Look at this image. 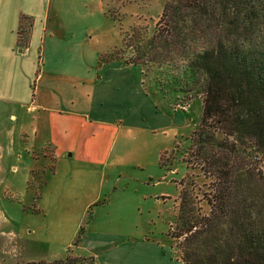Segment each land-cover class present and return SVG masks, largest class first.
Segmentation results:
<instances>
[{"label": "rangeland", "instance_id": "374dc122", "mask_svg": "<svg viewBox=\"0 0 264 264\" xmlns=\"http://www.w3.org/2000/svg\"><path fill=\"white\" fill-rule=\"evenodd\" d=\"M162 5L163 0H16V28L8 17L0 27V62L12 74L0 90L1 137L10 131L2 114L13 106L21 86L15 71L24 68L30 72L27 85L34 106H63L69 88L75 106L85 111L92 85L114 77L127 79L128 86L113 94L127 92L125 99L116 101L118 117L138 127L131 116L143 101L146 123L151 103L158 114L172 119L164 127L155 118L150 125L158 127L156 132L118 121L114 127L81 125L75 130L80 140L63 143L70 150L59 162L46 160L53 161L49 145L34 152L45 158L32 161L25 189L17 176L5 175L0 184V264L67 256L81 259L76 264H180L169 236L177 183L192 181L199 192L207 183L183 161L188 137L199 124L202 78L187 60L161 66L122 64L137 47L145 48ZM114 55L120 61L112 60ZM96 95L101 97L102 90ZM41 116L36 110L23 114L31 139V133L39 139L45 131ZM112 140L109 158L103 161L102 144ZM18 189L20 196L14 194ZM196 193L194 206L206 213ZM121 242L129 247H120Z\"/></svg>", "mask_w": 264, "mask_h": 264}, {"label": "trees", "instance_id": "16d2710c", "mask_svg": "<svg viewBox=\"0 0 264 264\" xmlns=\"http://www.w3.org/2000/svg\"><path fill=\"white\" fill-rule=\"evenodd\" d=\"M137 49L122 64L187 60L202 78L199 124L183 161L207 183L202 192L192 181L177 183L169 236L180 264H264V0H163ZM196 192L206 213L194 206Z\"/></svg>", "mask_w": 264, "mask_h": 264}, {"label": "crops", "instance_id": "0c3cea01", "mask_svg": "<svg viewBox=\"0 0 264 264\" xmlns=\"http://www.w3.org/2000/svg\"><path fill=\"white\" fill-rule=\"evenodd\" d=\"M14 3L16 4V0H0V27L2 23L6 24L7 17L9 23H11V21L13 22V28L16 25V23H14L13 21V14L17 12L14 9ZM25 50L27 51V48ZM17 71H15V74L19 75L21 79V86L18 89V92H15L13 106L7 110V114H2L3 119L5 118L6 120L5 122H8L10 124V131L8 135L5 134L4 137L0 136V184L5 175L14 177L17 176L18 181L20 182V187L22 182V189H25L27 178H29L27 174L32 172L33 170L32 161L35 159L37 160L38 156H42L34 154V152H39V150L44 145H49L53 161L51 163L49 159L46 160H48L50 164L59 162L70 150L69 147H67L63 143L67 142L68 140H80L81 137L76 135L75 130L81 125L89 126L93 122V126L98 124L102 127H114L115 121H118V123H124V125L131 126L132 128H136L137 130L147 128L148 130H150V132H156L158 130V127L150 125L151 122L155 120V118L160 119V121L163 122L164 127H167L172 119L169 116H162L161 114H158L155 111V107L151 103L147 107L149 120L148 123H146V121L142 120L141 105H143V101L140 102L139 107L134 108L131 116L132 119L138 120L136 122L138 127H135L133 126V124L128 123L129 120H123L122 115L118 117L116 101L117 99H125L127 92H123L119 95L113 94L122 92L124 90V87L127 88L128 86H126L125 84L127 79L125 81L123 79L112 80L114 77H112L110 81L108 83H105L104 85H102L101 83L92 85L93 92L90 97H87V106L85 111H80L75 106V99L73 96L69 95V88L68 91L63 94L68 95L64 96L65 103L63 106L47 103H41L34 106V103H32L31 97L29 96L27 85V76L28 74H30V72H27V68L20 70L17 69ZM11 75V70H8L7 66L0 62V90L3 88V85L8 84V80ZM70 77L71 76H68L67 79H69ZM41 78L42 76H40L39 79ZM67 84H69V82H67ZM69 86L70 89H74L75 83L72 82ZM98 88L102 90L103 95L96 98V90ZM45 91L47 92L46 89ZM34 110L42 113V116L39 117V119L42 123L43 131L45 130L39 139L37 138L38 135L36 136L35 134L36 132L31 133L32 139L27 136V132L25 129L26 127L22 121L23 114L29 115ZM143 110L145 114L144 105ZM18 117L19 122L16 123ZM45 118L47 120H44ZM83 119L86 120V122H84ZM145 125H147V127H145ZM101 139L102 137L100 138V140ZM112 143H114L113 140L111 142L108 141L107 144H102L103 146L106 145V151L103 157V161H107V159L109 158L108 156L110 150H112ZM103 164H106V162H103ZM21 193V189H18L14 192V194H16L17 196H20ZM120 247L128 248L129 246L126 242H121Z\"/></svg>", "mask_w": 264, "mask_h": 264}]
</instances>
